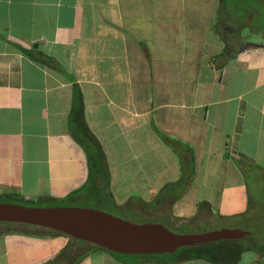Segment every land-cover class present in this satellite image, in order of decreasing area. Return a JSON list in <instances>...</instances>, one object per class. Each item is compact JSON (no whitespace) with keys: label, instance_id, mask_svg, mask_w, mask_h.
Wrapping results in <instances>:
<instances>
[{"label":"crops","instance_id":"obj_1","mask_svg":"<svg viewBox=\"0 0 264 264\" xmlns=\"http://www.w3.org/2000/svg\"><path fill=\"white\" fill-rule=\"evenodd\" d=\"M213 2L0 0V194L55 201L84 183L86 154L68 126L76 83L118 205L153 203L180 178V154L189 148L191 180L157 213L175 225L210 228L222 225L220 216L245 212L243 168H258L264 179V42L214 66L224 43L213 31ZM155 129L179 141V152ZM216 256L217 263L174 264H264L252 251L237 259ZM58 258L60 264H152L64 235L0 232V264Z\"/></svg>","mask_w":264,"mask_h":264},{"label":"trees","instance_id":"obj_2","mask_svg":"<svg viewBox=\"0 0 264 264\" xmlns=\"http://www.w3.org/2000/svg\"><path fill=\"white\" fill-rule=\"evenodd\" d=\"M221 2L223 0H220ZM248 3V2H247ZM251 4H247L246 10H257L259 13L260 10L255 8ZM226 8H221L224 10ZM221 10L218 14H221ZM261 13V12H260ZM226 14V12H224ZM220 17H218L219 19ZM231 19V16L228 14L225 15V18L222 19L224 24H228L226 20ZM221 20V18H220ZM217 26V25H216ZM226 28V33L222 36L221 40L224 42V48L221 53L213 57V60L220 59L221 64H224L229 59L233 58L240 50L244 49L245 46L240 48H233L232 46V38L234 35L239 36L237 30L234 26ZM21 51L26 55L30 56L33 59H36L38 55L37 53L33 52L30 49L21 48ZM46 58V55H44ZM49 60V59H48ZM69 132L74 137L76 142L83 148L86 154V164H87V177L84 183L78 187L77 189L71 191L68 195H66L63 199L55 200L52 202L56 203H73L77 201H86L89 199H99L101 205L109 206L114 209H120L121 211L130 210L131 212H136L137 210L134 209H127L123 206L118 205L112 195L110 190V172L108 168V164L106 161L105 153L102 149L101 144L99 143L96 136L91 132L88 128V125L84 118L83 113V99L82 93L78 86V84L73 85V94H72V107L69 116ZM158 136L162 139L163 142L168 144L174 151H178L180 147L179 141L172 139L165 135L164 133L159 132L155 129ZM189 154L181 155L180 154V171L181 176L180 178L173 182L168 183L162 187V189L158 192L155 200L153 203H142V207L148 210L150 207L151 210L147 211L149 213H156L152 217L157 218L158 220L164 219V213H157V211L161 210L162 208L167 207L170 205L174 200L179 198L181 193L187 187L189 181L191 180V176L193 174V157L189 148L186 149ZM259 169L254 167H244L243 174L244 180L248 176H251V179L261 180L264 182V179L259 175ZM246 182V181H245ZM248 186V205L247 209L243 213H239L236 215L231 216H220L222 220V225L220 224L217 227H223L227 223L233 227H240L245 230H249L251 233L245 237H242L243 240L238 239H224L216 242H209L205 244H200L197 246H190V247H183L184 249L180 252L177 249L174 253H160V254H119L115 252H111L104 248L98 247L91 243L74 239L68 237L67 235L51 230L46 229L43 227H37L22 223H7V224H14V225H22V226H30L32 229L29 230H8V232L12 233H20L23 235H30L33 237H50L54 235H64L71 240H75L76 244H90L93 247L98 249H102L111 253L114 256H124V255H131L138 257L142 262H148L152 264H174L179 262L180 260L191 259V258H203L205 260L215 261V257L217 258V254L223 253V255H233L234 257H238V253H242L243 251H252L257 255L264 256V193L260 194L257 198H254L250 194L249 184L246 182ZM178 187H182L178 189ZM177 191H176V190ZM0 201L1 202H15L20 203V201H24V199L19 196L18 194L14 193H6L0 194ZM158 201V202H157ZM157 202V205H156ZM22 204V203H20ZM62 205V204H61ZM71 205V204H68ZM155 208V210H154ZM150 217V216H146ZM212 228H206L205 230H210ZM75 254L79 251L75 250ZM73 255L72 257H74ZM81 256V255H80ZM51 262V261H50ZM49 262V263H50Z\"/></svg>","mask_w":264,"mask_h":264},{"label":"water","instance_id":"obj_3","mask_svg":"<svg viewBox=\"0 0 264 264\" xmlns=\"http://www.w3.org/2000/svg\"><path fill=\"white\" fill-rule=\"evenodd\" d=\"M0 222L55 230L119 254L174 253L182 247L238 239L251 233L240 227L176 233L159 222L134 223L94 207L29 206L1 201Z\"/></svg>","mask_w":264,"mask_h":264},{"label":"rangeland","instance_id":"obj_4","mask_svg":"<svg viewBox=\"0 0 264 264\" xmlns=\"http://www.w3.org/2000/svg\"><path fill=\"white\" fill-rule=\"evenodd\" d=\"M214 2V8L216 12V18L214 19V33L221 39L222 36L226 33V28L230 27L229 25L234 26L237 30L236 33L239 34V36L234 35L232 38V46L233 48L237 49L242 46H245L247 44H255V43H263L264 42V32L262 27H264V3L263 4H257L254 3L252 6L255 8H258L261 12L259 22L256 20V14L257 12L255 10H246L247 8V0H223L222 2L220 0H213ZM262 8H259V7ZM226 8L224 10H221V8ZM221 10V14H218ZM224 12L231 16V19L226 20V22L229 23V25L224 24L223 20L225 18ZM218 17L220 18L218 19ZM259 23V24H258ZM217 25V26H216ZM224 43V42H223ZM212 63L214 66H218L221 64L220 59H212ZM251 176L247 175V178L245 181L249 184L250 194L254 198H257L260 194L263 192V182L260 180H254L250 178ZM22 204H26L29 206H54V205H63L65 203H56L52 201H40L38 199H30V200H24L20 201ZM71 204L75 206H83V207H94L101 209L107 213L113 214L115 216H118L120 218L132 221L134 223H142V222H159L163 224L165 227H167L169 230L176 232V233H193V232H201L206 229V227H190L186 225H175L172 223H168L165 219L158 220L157 218H153L152 216L156 213H149L152 207H150L148 210L144 209L142 207V204L137 205L133 202H127L122 204L121 206L127 208V209H134L137 210L136 212H131L130 210H124L121 211L120 209H114L109 206H103L101 205V202L99 199H89L86 201H77L73 203H66V205ZM150 216V217H146ZM8 222H0V232L8 231V230H29L32 229L30 226H22V225H14V224H7ZM210 228L215 229L219 227L211 226ZM239 240H243L240 238ZM184 248H180L179 251L181 252ZM249 253V252H244Z\"/></svg>","mask_w":264,"mask_h":264},{"label":"flooded vegetation","instance_id":"obj_5","mask_svg":"<svg viewBox=\"0 0 264 264\" xmlns=\"http://www.w3.org/2000/svg\"><path fill=\"white\" fill-rule=\"evenodd\" d=\"M48 264H60V258L56 259V260H52L50 263Z\"/></svg>","mask_w":264,"mask_h":264}]
</instances>
